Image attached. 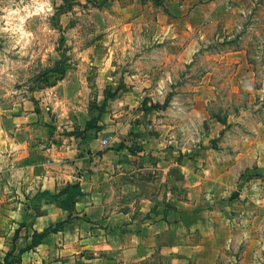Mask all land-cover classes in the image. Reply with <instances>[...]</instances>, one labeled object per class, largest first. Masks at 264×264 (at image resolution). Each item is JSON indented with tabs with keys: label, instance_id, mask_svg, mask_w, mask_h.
<instances>
[{
	"label": "rangeland",
	"instance_id": "374dc122",
	"mask_svg": "<svg viewBox=\"0 0 264 264\" xmlns=\"http://www.w3.org/2000/svg\"><path fill=\"white\" fill-rule=\"evenodd\" d=\"M131 1L0 0V138L78 154L94 135L101 146L110 137L103 151L138 137L177 156L196 146L243 159L240 182L263 185L264 0L191 2L186 62L174 70L166 40L134 32L150 6Z\"/></svg>",
	"mask_w": 264,
	"mask_h": 264
},
{
	"label": "crops",
	"instance_id": "0c3cea01",
	"mask_svg": "<svg viewBox=\"0 0 264 264\" xmlns=\"http://www.w3.org/2000/svg\"><path fill=\"white\" fill-rule=\"evenodd\" d=\"M195 1H131L150 6L136 14L134 32L166 40L165 65L172 70L186 62L182 36ZM1 136L0 261L31 243L35 230L71 216L38 193L78 182L82 195L71 220L18 264H264V183L240 182L249 165L243 159L205 157L195 145L191 154L184 146L177 156L164 143L140 137L103 151L101 138L90 136L78 154L65 145Z\"/></svg>",
	"mask_w": 264,
	"mask_h": 264
},
{
	"label": "trees",
	"instance_id": "16d2710c",
	"mask_svg": "<svg viewBox=\"0 0 264 264\" xmlns=\"http://www.w3.org/2000/svg\"><path fill=\"white\" fill-rule=\"evenodd\" d=\"M82 195V189L80 184L69 183L66 186L58 189L56 192L43 191L39 192L38 196L44 198L45 202H56L58 205L71 212V216L66 221L71 220L73 212L76 209L78 198ZM66 222H58L54 226H50L43 231L39 232L35 230L32 234V241L25 248L21 249L17 255L14 254L15 249L8 251L3 261L0 264H18L21 262L22 254L26 251L35 249L43 240L52 232L61 231ZM23 226L20 225V227ZM20 232V228L16 230L15 240L17 239Z\"/></svg>",
	"mask_w": 264,
	"mask_h": 264
},
{
	"label": "built area",
	"instance_id": "2783aa9c",
	"mask_svg": "<svg viewBox=\"0 0 264 264\" xmlns=\"http://www.w3.org/2000/svg\"><path fill=\"white\" fill-rule=\"evenodd\" d=\"M110 142H111L110 137H109V138H108V137L103 138V139H102V146H103V147H107V146L110 145Z\"/></svg>",
	"mask_w": 264,
	"mask_h": 264
}]
</instances>
